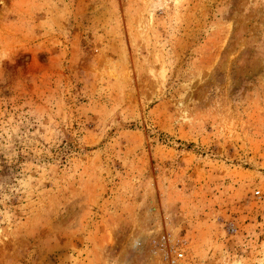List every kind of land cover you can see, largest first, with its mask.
<instances>
[{"label":"rangeland","instance_id":"1","mask_svg":"<svg viewBox=\"0 0 264 264\" xmlns=\"http://www.w3.org/2000/svg\"><path fill=\"white\" fill-rule=\"evenodd\" d=\"M178 250L264 264V0H0V264Z\"/></svg>","mask_w":264,"mask_h":264},{"label":"built area","instance_id":"2","mask_svg":"<svg viewBox=\"0 0 264 264\" xmlns=\"http://www.w3.org/2000/svg\"><path fill=\"white\" fill-rule=\"evenodd\" d=\"M162 236H164V235H162ZM163 238H165V237H163ZM183 256H184V253L178 250L176 252V256L171 257L170 263L171 264H182L181 259L183 258Z\"/></svg>","mask_w":264,"mask_h":264}]
</instances>
